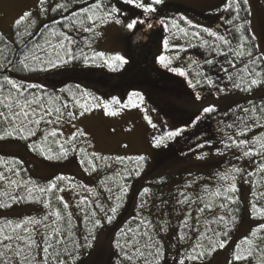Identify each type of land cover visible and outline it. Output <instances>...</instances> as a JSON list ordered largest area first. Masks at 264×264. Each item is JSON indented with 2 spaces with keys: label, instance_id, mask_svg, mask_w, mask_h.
<instances>
[{
  "label": "snow or ice",
  "instance_id": "obj_1",
  "mask_svg": "<svg viewBox=\"0 0 264 264\" xmlns=\"http://www.w3.org/2000/svg\"><path fill=\"white\" fill-rule=\"evenodd\" d=\"M126 5L131 6L134 9H140L142 14H151L158 11L157 6L164 4V0H122ZM48 0H39V11L42 14H47L49 10L56 12L58 10L68 11V3H56L54 7L49 9L47 7ZM226 10L231 9L234 13L230 19L225 20L226 24L232 25L234 20H240L239 13L244 11L248 14L251 13L249 7V0H225ZM121 16H127L121 8L112 4L105 3L104 0H93L86 7L73 11L69 16H65L64 19L68 20L67 25H61V27H67L75 30H83L84 32L94 33L95 29L100 25L114 22L116 24H124L128 30H135L138 24H145V19L142 16L129 17L128 22L125 24ZM32 12L25 11L14 21V28H20L26 22L31 26L35 21L31 20ZM180 19L187 25L194 29H200L203 33L213 37V41L204 39L201 35V31L190 32L188 28L181 27L175 18H159V24L167 29L172 34V39H188L189 46L191 45V39L201 41V46H207L209 54L215 53L225 57V63L235 69L236 60H242L247 57V62L243 63V67L236 71L235 74L230 73L228 68L221 66V71L226 74V78L231 82L233 89L252 92L254 88L264 86V54L254 56L251 49L258 47L254 43V34L245 35L246 26L251 25V21L244 17V22L235 24L234 31L239 33V38L235 47L232 45V40L227 36L220 34L218 31H214L208 27L201 25H195L187 17L181 15ZM47 28V25H45ZM148 28H152L151 23L147 24ZM175 29V31H173ZM38 31V30H37ZM2 35V34H0ZM15 35L18 38H23L25 35L32 36L34 33L29 32L27 28L23 32L17 31ZM43 36V34H41ZM48 36L56 37V43H52L51 39L45 37V44L48 48H45L43 44L34 43L32 48H27L23 55L18 57L15 61L9 59L8 53L11 52L9 43L6 41L4 48L0 49V57H3L6 64L13 67H17L20 71L28 72H48L53 69L62 68L74 61H79L85 66L97 65V61L101 62L103 66L108 67L112 71H116L127 64L128 61L125 57L119 54L106 55L102 51H92L91 54L85 52L84 48H79L78 51H74L73 45L76 43L71 35L61 30L57 31L55 28L48 29ZM91 47V45H86ZM170 47V41L168 39L163 40V48L168 50ZM173 48L182 47L181 45H172ZM48 49H51L49 51ZM40 53H43L41 55ZM231 55V59H229ZM158 62L162 67L169 71L176 73L182 77H187L188 73L181 67H172V59L165 54H160L157 57ZM197 63V61H193ZM205 64H214V59H205ZM0 64V67H3ZM191 67V65H189ZM259 69V70H258ZM196 76L201 79L188 80L190 87L195 89L197 85L206 83L209 86L214 85V81L211 77L205 75L203 72H196ZM7 89V90H6ZM33 89H39L37 94ZM227 86L221 88L217 86L216 91L218 93L227 92ZM61 92L68 93V99L63 98L60 95H52L45 91L42 84H25L23 82H17V80L4 76L2 82H0V140L6 139H20L28 141L32 137L36 136L37 131H40V125H60L67 118L68 123H72L75 131L70 136L64 138L63 132L59 127H52L51 129H45L42 136L27 145V147L40 156L49 161L67 160L70 153L79 152L81 159L79 163L84 167L85 171L95 172L101 165L110 167L107 163L110 157L102 156L95 151H89L88 148L78 146L77 141L83 139L86 141L87 133L83 130L76 128L73 123L78 116L83 117L85 114L92 112L93 110L103 109L104 114L108 117L118 116L123 110L129 108H143L147 113V108H144V96L136 91L128 94L127 102H123L120 98L113 97L111 100H103L100 97L94 95L86 88H82L80 85L76 86V92H72L71 89H61ZM195 98L201 99L199 92L196 93ZM218 109L215 105H208L202 108V113L211 114ZM244 112H251L254 117V123L264 119V104L259 106V112L257 113V106L253 105L251 109L245 108ZM147 123L152 128H156L157 125L153 123L152 119L145 115L144 117ZM200 117L196 118L198 122ZM243 127H240V131L236 134V137L244 136L246 131L250 128V125L241 120ZM194 126V125H193ZM233 125H228L232 127ZM264 126V125H262ZM114 131V130H113ZM131 131V128L128 129ZM184 129H176L168 131L160 136L153 137V146L161 147L166 146L165 141H171L175 137L181 135ZM232 135L226 136L225 140H222L225 149L237 148L241 149L243 157L250 156H264V136L256 137L254 140L237 139ZM211 141L206 140L203 143L197 145L198 148H204L206 145H210ZM91 145H89V148ZM124 147H127L126 145ZM191 151V149H190ZM218 155L223 153L220 149H216ZM207 153L197 155V159H204ZM2 159V158H0ZM147 157L144 155H137L135 157H116L115 160L118 163L123 164L125 160H129L133 163L134 167L125 166L122 173H117L120 179H125L131 176H140L146 163ZM240 159V157H237ZM99 162V163H98ZM22 163L21 161H15L12 167L7 169L15 176H19L20 173L16 169L15 165ZM257 172L264 173V161H261L257 167ZM256 173H245L244 169L233 165L231 168L226 169L223 172H218L216 175L219 181H222L218 187L214 190L205 189L208 199L204 197H198L197 199L203 205L198 209L200 213H204L205 210L212 211L215 207L220 209H228L227 216H217L211 221L212 224L222 225L223 228L220 231H215L210 226L206 225L203 232L198 231V239L192 245L190 250L186 251L183 258L178 259L177 264H185L186 261L192 262V264H203L204 260L211 256L219 249H224L228 244V236L230 230L236 225L237 216L231 205H237L239 198L235 195L238 192L236 179L238 176L249 175L253 176ZM69 181L67 187L74 190L76 188H83V191L89 192L92 196L98 198L99 193L96 189H89L86 185H77L71 178L60 175L55 177L53 182H50L46 186L36 185L32 181H21L11 179L10 176L4 172H0V181H7L8 186H15L17 189L22 185L27 191V197L20 196L19 194L13 195L7 191L0 193V195H7L12 202H20L25 199H32L34 202L42 203L44 208L51 209V194L55 192H63L64 188L58 186L57 182ZM109 181H113L112 177H106L100 181L101 186L105 188V191L112 193L113 188L108 187ZM115 187L119 189V194L114 196V203L111 205L101 204L97 200L89 199L87 196H81L77 207L83 214V223L85 224V234L82 237V242L76 239L72 240L73 248L71 251L65 246L60 249V245L65 243L64 233L59 226V222L65 219L67 215L68 220L71 219V213L67 212L69 207L68 203L64 201L62 196H57L56 199L62 203L65 210L64 213L60 209L48 212L42 218L26 217L21 221L15 223L12 227V232L15 235L8 234L3 228H0V245L3 247V251H0V264H66V261L62 259L63 255L71 256L73 261L78 259L80 249H92L94 243L97 240L96 232L98 229H103L105 225H111L117 217V213L123 204V198L127 194L128 185L126 183L121 184L113 181ZM31 184V187L28 185ZM150 188H143L138 195L142 198L140 208H143L147 203L143 197L150 194ZM256 196V194H253ZM183 199L177 201L179 204H192L195 201L184 192L180 193ZM213 198L221 199L227 203L221 202L217 205L216 200ZM108 199H113L109 196ZM95 204V207H93ZM8 203H0V207H9ZM98 210V211H97ZM250 213L253 219L259 218L264 220V191H261L256 200L250 202ZM49 216L54 217L52 224L46 223ZM191 217V213L188 214V218ZM188 218L182 222V228L189 229ZM11 225L12 222H8ZM151 223L150 221L148 222ZM57 225L53 227L52 225ZM38 226H42L48 231L41 233L42 243H37L32 233L37 230ZM191 227H195L192 225ZM17 230H21L24 234H20ZM166 230V229H161ZM139 229L133 230L128 228L127 230L121 228L119 232L115 234L113 241V247L119 250V254L122 259L127 261L128 264H132L134 260L141 259L145 261V264H159V261L163 258V251L158 242H154L151 246L145 245V247H151L153 250L145 253L139 247V240L136 236ZM212 232L209 236L208 233ZM264 223H259L253 228L248 235L244 236L238 244L232 250L231 259L228 264H240V262L248 261L249 258L258 259L260 264H264V247L261 246V241H264ZM131 233V237H129ZM144 236H148L151 240V236L147 232L143 233ZM177 237L179 240L190 239L187 235V231H178ZM124 241L121 243V241ZM13 241H16L13 246ZM23 245V247H21ZM51 249V251H50ZM134 249V251H133ZM11 254L8 257L7 254ZM179 255V254H178ZM36 256L40 257L39 261H36ZM149 257H152L149 260Z\"/></svg>",
  "mask_w": 264,
  "mask_h": 264
},
{
  "label": "rangeland",
  "instance_id": "obj_2",
  "mask_svg": "<svg viewBox=\"0 0 264 264\" xmlns=\"http://www.w3.org/2000/svg\"><path fill=\"white\" fill-rule=\"evenodd\" d=\"M55 2H58V0H51L48 4ZM104 2L107 3L106 1ZM109 4L119 7L127 13V16H121L125 24L128 22L129 17L136 16H142L145 19V24H138L135 30H128L124 24H116L114 22L100 25L95 29L94 33L84 32L82 29L73 30L70 33L76 42L73 45V49L78 51L82 47L89 54L92 51H102L106 55L119 54L125 57L128 63L119 68L117 72H113L108 67L103 66L99 61H97L98 66H85L79 62L78 64L70 63L66 67H68L67 69L76 68L77 71L73 75L77 76L80 84L89 88L90 92L105 101L117 97L126 103L129 93L133 91L141 93L144 96L143 107L147 108V113L144 112L143 108H129L123 110L118 116L108 117L104 114L103 109H97L85 114L83 117L78 116L73 123L76 128L87 133L86 139L91 143L92 150L102 156L116 158L144 155L148 159L144 175L134 180L129 186L130 197L126 210L119 214L114 223L99 229L94 247L77 264H128L119 253L114 251L113 241L115 234L136 212L139 199L138 193L149 179L167 176L171 183L175 184L179 177L187 172L205 173L206 175L217 177L216 174L218 172H223L233 165L244 169L245 173H255L260 162L264 161V156L243 157L241 149H225L221 141H211V144L206 145L204 148H198L197 145L186 148L185 138H183L188 134L192 136L193 131L190 128L197 117L204 120L209 116L206 114L205 117L200 116L199 113L202 112L203 107L210 104L215 105L218 110L214 116L218 114L226 115L232 109L237 110V108H240L243 110L246 107L248 108L249 97L223 94L201 97V99L197 100L195 97H188V95L180 96L168 90H159L149 85H136L134 83L136 79L138 80L146 74L160 75L163 72L166 73L165 68L158 62L157 57L160 54H165L173 59L177 54L176 48H173L172 45L178 44L185 47L186 43H189L188 39H172V34L159 24V18H175L181 27L188 28L190 32L201 31L200 29L191 28L181 20L180 16L183 15L195 25L214 30L213 27L202 21L197 16V13L200 12L204 15L222 11L226 8L225 0H164V4L157 6L158 11L151 14H142L140 9H134L126 5L122 0H112ZM167 4L168 7H165ZM249 4L252 33L256 37L260 54H264V0H249ZM38 10L39 0H0V33L12 26L23 12L31 11L32 15H36ZM148 23H151L153 27L148 28ZM139 26L142 28L137 32ZM201 35L206 39V33L201 31ZM164 39L170 41L168 50L163 48ZM194 40L196 39H191L190 43L194 42ZM86 45H91V47L89 48ZM67 73L69 71H66V69L59 68L41 78L37 77V80L31 79L30 81L36 80L42 84H52V82L56 81V78L60 79L62 74L66 75ZM81 73L91 75L104 74L108 79V83L102 85L95 83L94 80L90 83L85 82L80 78ZM169 75H172L169 77V83H176L177 76L175 74ZM116 85H120V87ZM261 93H264V91ZM145 115L152 119L153 123L157 125L156 128H152L147 123L144 118ZM52 127H59L65 138L75 131L72 123L67 122V118L62 124L51 125ZM129 128H131V131H128ZM176 129H184V131L173 140H166V146L159 148L153 146L154 136H160ZM125 145L127 147H124ZM216 149H220L223 154L218 155ZM0 152L29 158L36 165L34 175L43 183L63 175L71 178L77 185H86L89 189L98 190L97 176L85 171L78 160L71 159L64 163H54L36 157L29 154L26 145L20 140L0 141ZM202 153H207L205 158L197 159V155ZM237 157H240V159H237ZM68 183L69 181H65L63 186H61L64 191L60 192V195L68 203L73 216L78 217L81 211L77 207V203L81 196H88L90 193L83 191V188L72 190L67 187ZM236 184L245 205V214L237 231V236L240 237L247 234L252 227L255 228L259 222L252 218L249 210L253 176H238ZM106 197L105 193L104 198ZM22 211H27L34 216L40 213L39 208L34 206L18 207L9 213L20 216ZM0 214L5 215L6 213L0 211ZM169 237L173 236L169 235ZM169 243H173V240L169 239ZM186 247L187 245L184 246V248ZM174 253L175 250H172L171 254ZM229 260L230 253L228 250L219 249L210 260L203 262V264H228ZM68 264L75 263L69 262ZM189 264H192V262Z\"/></svg>",
  "mask_w": 264,
  "mask_h": 264
},
{
  "label": "trees",
  "instance_id": "obj_3",
  "mask_svg": "<svg viewBox=\"0 0 264 264\" xmlns=\"http://www.w3.org/2000/svg\"><path fill=\"white\" fill-rule=\"evenodd\" d=\"M107 3L112 2V0H104ZM48 2H51V0H48ZM59 3H68V11H61L58 10L56 12H53L51 10L48 11L47 14H42L38 10V12L32 15L31 20L35 21L34 23L29 26V24L26 22L24 25H21L20 28H14L13 25L10 26L7 30L3 31L2 35H0V49L4 48V44L7 41L9 43V47L11 48V52L8 53L9 59H12L15 61L18 57L22 56L24 51L27 49L24 47V45H27V48H32L34 43H40L43 44L45 48H48V45L45 44V37L48 39H51L52 43H56L57 38L56 37H50L48 36V29L49 28H55L58 32L63 30L67 32L69 35L70 33L75 30L67 27H61V25H67L69 23L68 20H65V16H69L73 11H76L80 8L86 7L89 3L93 2V0H58ZM48 4L47 7L51 9L55 6L56 3ZM165 7H168V4L165 5ZM250 7V4H249ZM234 15L233 11L231 9L226 10V8L222 11L215 12V13H209V14H201L200 12L197 13V16L204 21L206 24H209L211 27H213L214 31H218L220 34H223L227 36L230 40H232L233 47L236 46L239 33L234 31V25L243 23L244 17H247V19L250 20L251 13L248 14L244 11H241L239 13V16L241 17L240 20H234L232 25L226 24L225 20L230 19ZM167 17V16H166ZM150 19V18H149ZM150 22V20H149ZM47 25V28L45 27ZM144 27V25H143ZM27 28L29 32L34 33L32 36L25 35L22 39L18 38L15 33L17 31L23 32ZM142 27L139 26L137 29V32L140 31ZM38 30V31H37ZM43 34V36L41 35ZM253 34L251 25L246 26L245 35ZM134 35V34H133ZM132 35V37H133ZM209 41H213V37H208L206 35L205 37ZM201 41L194 40L190 44L195 45L189 46V43H186L185 47H179L176 48V56L172 59V67H181L183 68L187 73V77H182L176 73H173L171 71H168L165 69L166 73L162 74H146L140 79L135 80V84L137 85H149L151 87H154L159 90H168L169 92H174L175 94L182 95H188V97H195L196 93L199 92L201 97L211 96V95H227V94H235L240 95L243 97H249V101L247 102V106L249 109L252 108L253 105L257 106V113L259 112V106L264 104V93H261L264 91V86H261L259 88H254L252 92H245L237 89H233L231 86V82L228 81L226 78V74L221 71V66L224 68H228L230 73L235 74L237 70L243 67V63L247 62V57L242 58V60H236L235 69L229 66L227 63H225V57L221 55H216L215 53L209 54V49L207 46H201ZM251 43H254L258 46L257 40L255 38L254 41ZM51 51V49H48ZM254 56L261 55L259 52V48H253L251 49ZM174 51V52H175ZM43 55V53H40ZM231 59V55L228 57ZM205 59H214V64L208 65L205 64ZM193 61H197V63H193ZM79 61H74L71 64H78ZM81 63V62H80ZM0 64H3V67H0V82H2L4 76H9L10 78H13L17 80V82H23L25 84H42L38 81H36L37 77L41 78L42 76L47 75L51 71H55L56 69H53L48 72H28V71H20L17 67H13L11 65H8L5 63L3 57H0ZM191 65V67H189ZM67 66V65H66ZM62 67L64 70L69 71L66 75L62 74V78L55 79L56 81L52 82V84H42L44 85L45 91L52 95H60L65 99H68V93L67 92H61V89H71L72 92H76V86L80 85L82 88H86L90 91L89 88L84 87L80 84V81L77 80V76L73 75L77 70L74 69H67L68 67ZM77 66V65H76ZM107 70H109L107 68ZM259 70V69H258ZM116 71L113 72H117ZM196 72H203L205 75L211 77V79L215 82L214 85L209 86L206 83H201L197 85L195 89L190 87L188 80H193L195 82L196 79H201L200 77L196 76ZM169 74H175L177 76L176 83L170 84L169 83V77L172 75ZM81 80L85 82H91L92 80L95 81V83H100L102 85H106L108 83L107 77L102 75H91V74H84L81 73L80 75ZM31 79H36L35 81H30ZM117 87H120V85H116ZM125 86V85H124ZM217 86L223 88L227 86V92H221L218 93L216 91ZM7 90V89H6ZM37 94H39V89H33ZM247 108V107H246ZM200 116L205 117V114L200 112ZM198 114V115H199ZM217 112L206 114L209 115L207 118L203 120V118H200L198 122L194 120V126L192 125L190 129H192L193 133L192 136L190 134L184 136L185 138V146L186 148H191L195 145H198L200 143H203L206 140L210 141H222L226 139V136L232 135L236 137V134L240 131V127H243V124L241 123V120L243 119V122L250 125V128L246 131L244 136L236 137L237 139H248L249 141L254 140L256 137L264 136V119L257 121L254 123V117L251 112H244L240 108H237V110L232 109L228 114L224 115H217ZM228 125H233L232 127H228ZM237 125H240V127H237ZM51 125L46 126V124L40 125V131H37L36 136L32 137L30 140H20V139H6V140H0V141H10V140H20L22 141L26 147L29 143L38 140L45 129H50ZM65 138V137H64ZM79 139L76 143L78 146H82L85 148H88V150L91 152L92 147L89 148V145L91 143L86 139ZM28 152L31 155H34L36 157L45 159L44 157L40 156L38 153L32 152L28 147ZM0 172H4L6 175L10 176L11 179L21 180V181H32L36 185L39 186H46L50 182H53L55 179L51 181H45L44 183L40 181L38 177L34 175L36 170V165L32 163L29 158H23L18 155L9 154L6 152H0ZM71 159L80 160L81 155L79 152L70 153L67 160H59V161H51L54 163H64ZM47 160V159H46ZM15 161H21L22 163H18L15 165L16 169L19 171L20 175L17 177L13 175L11 172H8L7 169L9 167L13 166V163ZM99 163V162H98ZM108 164H110V167L101 165L98 167L97 171L91 172L88 171L98 178V190L96 191L99 193L98 198L95 196H92L91 194H88V198L92 200H97L101 204H107L111 205L114 203V196L119 194V189L115 187V184L113 181H116L118 183L124 184L126 183L128 185V191L127 194L123 198V204L121 208L119 209L117 213L116 219L113 221V223L117 220L119 214H121L124 210H126L127 203L129 201L130 197V189L129 186L131 183H133L134 180L139 179V177L143 176L146 172V166L147 163L141 172L140 176H131L126 177L125 179H120L117 176V173H122L125 166L128 167H134L133 163L129 160H125L123 164L116 162L115 158L112 157L107 161ZM83 167V166H82ZM84 168V167H83ZM256 174L253 175V186H252V193L250 197V202L256 200V196L259 195L261 191H264V173L255 172ZM106 177H112L113 181H109L107 186L113 188V192L109 193L105 191V188L101 186L100 181L105 179ZM67 181V180H66ZM58 186L61 187L65 183V181L57 182ZM222 181H219L216 176H209L205 173H196V172H187L182 174L179 177V180L173 184L171 183L170 179L167 176H160L156 178H151L148 181L144 183L143 188L148 187L150 188V194L143 197L144 200L147 201L145 206L143 208H140L141 200L142 198L139 196L138 199V207L134 215L129 218L125 224L123 225V229L127 230L128 228H132L133 230L139 229V232L136 236V239L139 240V247L142 251L147 252L152 251L153 249L151 247H145V245L151 246L154 242H158L159 245L162 248L163 251V258L159 261V264H177L178 259L183 258L186 251L190 250V245L194 244L196 240L198 239V231L203 232L205 230V226L208 225L215 231L222 230V225L212 224L211 221L214 220L217 216H227L228 209H220L218 206L215 207L212 211L205 210L204 213H200L198 209L202 207L203 205L200 203V201L197 199L198 197H204L205 199H208V196L205 192V189L208 190H214L216 187H218ZM32 185L29 184L28 187H31ZM142 188V189H143ZM238 188V187H237ZM141 189V190H142ZM7 191L10 194L16 195L19 194L20 196L27 197V191L25 187L22 185L20 188H16L15 186H8L7 181H0V193ZM184 192L186 195L190 196L195 203L192 204H179L177 203L178 200L183 199L182 196H180V193ZM106 193L107 197L104 198V194ZM256 194L254 196L253 194ZM235 195L239 198V203L237 205H231L230 207L233 209H238V211H235V215L237 216V223L236 225L230 230L229 236H228V244L224 248L228 250L230 253V259L232 256V250L235 247L236 244L240 242V240L249 234V232L243 236L238 237L237 231L238 228L241 225V222L243 220L244 214H245V205L241 199L240 190L238 189V192L235 193ZM61 196L60 192H55L51 194V202H52V208L46 209L44 208L42 203L34 202L32 199H25L20 202H12L9 200V197L7 195H0V203H8L10 204L9 207H0L1 212H5V215L0 214V228H3L5 232L8 234L15 235V233L12 232V227H14L15 223L18 221H21L22 219L26 217H36V218H42L44 215H46L50 211H54L56 209H60L62 213L65 212L62 203H60L56 197ZM109 196H112L113 199H108ZM216 200L217 205L221 202L227 203L226 201H222L218 198H213ZM27 206H34L38 207L40 210L39 215H30L31 213H28L27 211H22L20 216H15L14 214H10L9 212L12 211L15 208L18 207H27ZM93 207H95V204H93ZM98 211V210H97ZM67 212L71 213V219L68 220L67 215H65V219L63 221L59 222V226L61 227L62 232L64 233V240L65 243L60 245V249H63L65 246L68 248L69 251L72 250L73 244L72 240L76 239L82 242V237L85 234V224L83 223V214L80 212L78 217H74L71 210L67 209ZM191 213V217L188 218V214ZM252 216V215H251ZM188 218V224L189 229L185 230L182 228V222ZM55 218L52 216H49L48 221L46 223L52 224V221ZM259 223H264V220H260L259 218L256 219ZM151 222L150 224L148 222ZM8 222H12L11 225H9ZM258 223V224H259ZM192 225H195V227H191ZM53 227H56L57 225L53 224ZM256 227V226H255ZM166 229V230H161ZM20 232V234H24L21 230H17ZM48 231L47 229H44L42 226H38L37 230L32 233L33 237L35 238L37 243H42L41 239V233ZM99 229L96 232V236L98 234ZM178 231H187L188 237L190 239H184L179 240L177 237ZM147 232L149 236H151V240L148 239V236H144L143 233ZM169 235H172L173 237H169ZM209 236L212 235V232L208 233ZM261 235H264V232L261 233ZM129 237H131V233H129ZM172 239L173 243L168 244V240ZM124 241L122 240L121 243ZM170 242V241H169ZM13 246L16 245V241H13ZM261 246L264 247V241H261ZM187 245L186 248L184 246ZM23 247V245H21ZM114 251L116 253H119L118 249H115L113 247ZM171 249V251H170ZM90 249H80L78 254V259L73 261L71 256L63 255L62 259L66 261V264L69 262H73L75 264L79 263L82 258L89 252ZM172 250H175L174 254H171ZM183 250V255H182ZM0 251H3L2 245H0ZM51 251V249H50ZM134 251V249H133ZM179 254V255H178ZM214 253L207 257L205 261H208L212 258ZM8 257H11V254H7ZM152 257H149V260H151ZM40 257L36 256V261H39ZM132 263L136 264H145L144 260L137 259L134 260ZM190 261H186L185 264H189ZM240 264H260V261L258 259L249 258L248 261L240 262Z\"/></svg>",
  "mask_w": 264,
  "mask_h": 264
}]
</instances>
